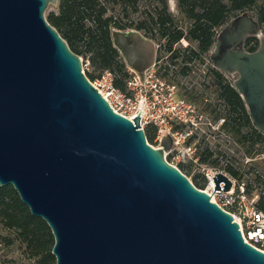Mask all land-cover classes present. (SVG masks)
Here are the masks:
<instances>
[{
	"label": "water",
	"instance_id": "water-1",
	"mask_svg": "<svg viewBox=\"0 0 264 264\" xmlns=\"http://www.w3.org/2000/svg\"><path fill=\"white\" fill-rule=\"evenodd\" d=\"M59 0H0V186L11 185L54 238L55 264H264L239 224L193 185L139 124L114 112L45 16ZM143 78L156 44L136 29L110 31ZM254 36L258 45L245 48ZM210 58L232 77L264 134V33L248 10L217 31ZM214 190L231 179L212 176Z\"/></svg>",
	"mask_w": 264,
	"mask_h": 264
},
{
	"label": "trees",
	"instance_id": "trees-1",
	"mask_svg": "<svg viewBox=\"0 0 264 264\" xmlns=\"http://www.w3.org/2000/svg\"><path fill=\"white\" fill-rule=\"evenodd\" d=\"M142 2L146 6L139 9ZM177 7L189 22L185 31L176 25L168 10L167 0H59L57 8L48 12L46 18L71 51L78 56L88 55L94 71L113 72L114 84L121 89L125 88L128 73L119 51L112 44V28H133L146 37L158 40L163 38L155 37L163 35L206 37L187 38L198 40L199 50L206 51L215 41L217 28L231 17L248 10L259 20L264 33V0H177ZM133 13H139L135 20L131 18ZM179 39L164 38L165 49L173 50L172 57L189 56L185 52L180 54L181 48L173 49ZM244 45L246 49L254 50L258 40L249 36ZM85 75L89 80L97 77V74L91 72ZM220 82L219 88L224 95L232 91V112L228 113L223 127L238 144L243 145L247 155L264 154V134L252 124L248 110L235 88L228 81L223 85ZM144 133L147 142L152 144L155 137L154 126L146 125ZM207 156L202 157V160L205 161ZM178 168L183 172L182 164ZM228 169L237 175L236 171ZM251 180L262 187L256 205L264 211V175L254 174ZM192 183L195 187L202 188L196 178ZM250 187L251 184H246L245 191L249 192ZM0 229L10 232L0 234L5 245L18 241L23 245V251L35 259L37 264H55L51 253L54 238L50 228L43 219L30 213L11 185L0 186Z\"/></svg>",
	"mask_w": 264,
	"mask_h": 264
},
{
	"label": "built area",
	"instance_id": "built-area-1",
	"mask_svg": "<svg viewBox=\"0 0 264 264\" xmlns=\"http://www.w3.org/2000/svg\"><path fill=\"white\" fill-rule=\"evenodd\" d=\"M128 70L132 74L125 80L124 89L115 86L114 73L110 70H104L89 81L114 112L132 120L139 110L143 111L139 113V124L143 130L148 124L154 126L155 137L159 140H162L163 134L168 133L174 144L170 149L196 163L198 157L192 140L201 134V123L211 126L209 120L205 117L208 122L203 120V114L196 105L181 96L175 87L156 81L151 68L144 70L142 79L131 68ZM215 173L208 176V182ZM229 178L232 182L229 190H214V184L209 183L212 192L207 189L204 191L239 224L243 240L264 252V211L256 205L258 197L248 196L242 185L237 188L235 181Z\"/></svg>",
	"mask_w": 264,
	"mask_h": 264
},
{
	"label": "rangeland",
	"instance_id": "rangeland-1",
	"mask_svg": "<svg viewBox=\"0 0 264 264\" xmlns=\"http://www.w3.org/2000/svg\"><path fill=\"white\" fill-rule=\"evenodd\" d=\"M168 10L171 12L176 25L182 30H186L189 26L188 20L183 16V14L178 10L177 0H167ZM145 2L139 4V9L145 8ZM151 7V6H150ZM51 10H55L53 7H49L47 11H45V16ZM252 13V11H251ZM139 17V13H133L131 18L134 20ZM220 28H217L216 32L219 31ZM156 42H160L156 40ZM176 48H182V44L175 45ZM84 73L91 72L93 74H97L99 76L101 73L99 71H94L93 67L90 63L89 57L81 55L79 56ZM127 73L128 77L131 76L132 73L129 72L128 67ZM236 76H233L234 79ZM197 88L199 91H203L199 83L202 82V76H197L196 78ZM182 93L181 91H179ZM183 97H188L185 94H182ZM181 95V96H182ZM201 107V105H199ZM203 114V120L205 113ZM208 122V120H206ZM218 121H211V126L207 125V123H201V131L200 135H197L192 142L195 144V152L198 157L197 162H190L186 160L180 153L177 154L174 150H166L164 152L165 159L177 167L179 164H182L184 168L183 172L189 180L192 182L194 178L199 182V186L201 184L202 190H206L212 192V189L209 186L208 176L212 175L215 172H222L227 176L231 177L238 188V185H242L245 189L246 184H251L250 191L247 192V195L260 197L261 186H258L256 183L252 182V178L254 174H262L264 175V154L263 153H255L254 155H247L244 151L243 145L238 144L234 137L226 131V129L218 126ZM145 128V127H144ZM149 143V142H148ZM161 140L154 137L152 144L154 147H159ZM209 154V156H207ZM207 159L204 161L202 157H206ZM237 172V175L234 174L231 170ZM198 188V187H197ZM214 195V194H213ZM212 198V196H211ZM0 234H10L6 230L0 229ZM0 264H37L35 259L30 258L27 253L23 251V245H21L18 241L10 245H5L0 239Z\"/></svg>",
	"mask_w": 264,
	"mask_h": 264
},
{
	"label": "flooded vegetation",
	"instance_id": "flooded-vegetation-1",
	"mask_svg": "<svg viewBox=\"0 0 264 264\" xmlns=\"http://www.w3.org/2000/svg\"><path fill=\"white\" fill-rule=\"evenodd\" d=\"M148 38L152 39L156 44L154 62L148 67L154 72L153 78L156 81H162L165 86L175 87L180 95L185 94L188 96L184 97L188 101L194 103L201 114L204 112V117L208 119L210 123L211 121L214 122L219 120V126L225 129L223 127L225 118L228 117V113L230 114L232 112V91L226 92L224 95L222 89L219 88V82L221 81L220 83L223 85L225 81H228L232 86V76L217 69L212 63L210 53L214 43L206 51H200L198 40H189L187 38L206 37L187 35L175 37L163 35L155 37L163 38L160 40L151 37ZM164 38H180L173 45V49L176 48L175 45L182 44L183 46L180 50V54L185 52L190 55L187 57H182L181 55L172 57L174 52L173 50L165 49ZM156 40L160 42H156ZM197 76H202V82L199 83L204 89L202 92L197 88ZM199 105H201V107Z\"/></svg>",
	"mask_w": 264,
	"mask_h": 264
},
{
	"label": "bare ground",
	"instance_id": "bare-ground-1",
	"mask_svg": "<svg viewBox=\"0 0 264 264\" xmlns=\"http://www.w3.org/2000/svg\"><path fill=\"white\" fill-rule=\"evenodd\" d=\"M211 185L213 184V181L212 180H210V182H209Z\"/></svg>",
	"mask_w": 264,
	"mask_h": 264
}]
</instances>
